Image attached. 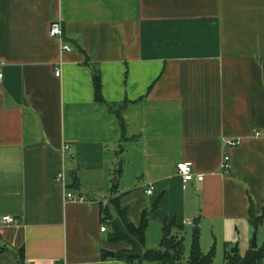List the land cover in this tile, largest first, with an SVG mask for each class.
<instances>
[{
	"label": "crops",
	"instance_id": "crops-1",
	"mask_svg": "<svg viewBox=\"0 0 264 264\" xmlns=\"http://www.w3.org/2000/svg\"><path fill=\"white\" fill-rule=\"evenodd\" d=\"M0 71V264H128L102 258L132 251L117 205L143 251L172 223L225 262L256 232L264 264V0H0Z\"/></svg>",
	"mask_w": 264,
	"mask_h": 264
},
{
	"label": "trees",
	"instance_id": "trees-1",
	"mask_svg": "<svg viewBox=\"0 0 264 264\" xmlns=\"http://www.w3.org/2000/svg\"><path fill=\"white\" fill-rule=\"evenodd\" d=\"M92 84L94 86V99L98 103H102L106 105L109 109L113 107V105L106 104L104 98H102L101 90H102V84H100V76L99 74L93 76ZM128 103V102H127ZM127 103H123L121 107L117 108V118L120 127L123 128V122L121 118V112ZM124 129V128H123ZM121 173L119 170L116 176H118ZM116 189L115 183H113V190ZM117 205V204H116ZM118 208V217L124 227L126 229L128 235L130 237H133L138 244L141 245V247L145 248V245L143 243L144 233L146 231V224L147 220L145 218V214H143L142 219L140 221V224L135 227L132 224L129 223L128 217L126 215L127 209L126 208ZM112 229L114 230V235L110 237L111 242H117L118 240H125L129 244H131L127 237L118 229H116L114 223L112 220H110ZM163 235L161 239V245L158 249L153 250H147L143 251V255L141 258H134L130 257L129 255L134 251L135 247L134 244H131L132 251L131 252H118L115 255L116 259L123 260L124 262L128 264H147L153 263V264H181V261L183 259V253H184V242L183 237L178 235L179 228L176 227L174 224H164L163 225ZM193 238H192V245L191 249L188 255V263L187 264H212L214 259V252L213 250H210L206 255H203L201 253L200 247H199V233L198 229L196 228L193 232ZM19 256L22 258V253L19 252ZM263 260V254L262 249H249L248 252L245 253L244 257H241L237 253L235 255L233 254H227L225 258L224 264H262Z\"/></svg>",
	"mask_w": 264,
	"mask_h": 264
},
{
	"label": "built area",
	"instance_id": "built-area-1",
	"mask_svg": "<svg viewBox=\"0 0 264 264\" xmlns=\"http://www.w3.org/2000/svg\"><path fill=\"white\" fill-rule=\"evenodd\" d=\"M49 27H50L49 32H48L49 40L60 41L62 39V34H63L61 23L58 22V21H54V22L51 23V25ZM62 50L64 52L69 51L70 47L68 45L63 46ZM56 76H59V72H56ZM2 77H3V74L0 71V81L2 80ZM253 137L259 138V139L260 138L264 139V132H261V131L260 132H255L253 134ZM238 144H239V141H231V142L227 143V145L229 147L236 146ZM64 153L65 154H70V149L68 147H65L64 148ZM228 162H229V157L224 155L222 163H221V167L225 171H227L229 169ZM176 169H177V174L179 175V177L182 180V183H184V184H188L189 181H193V180H196L197 182H202L203 181L204 175L195 173L194 169L192 168V166L190 164H186V163H182V162L178 163V164H176ZM56 181L58 183H61L63 181V175L59 174L56 177ZM150 193H151V190H148L147 194H150ZM66 198H67V200H69L71 202L72 201H77V202H82L83 201L82 198H77V197H75V196H73L71 194H67ZM1 219H2V223L4 225H7V226H13L14 224L17 223L16 219H13V218L8 217V216L2 217ZM100 230H101V232L102 231L104 232L105 231V226L103 225Z\"/></svg>",
	"mask_w": 264,
	"mask_h": 264
},
{
	"label": "water",
	"instance_id": "water-1",
	"mask_svg": "<svg viewBox=\"0 0 264 264\" xmlns=\"http://www.w3.org/2000/svg\"><path fill=\"white\" fill-rule=\"evenodd\" d=\"M116 229L120 230L128 239V241L131 244H134V251L132 252V254H130V257H134V258H141L143 255V248L141 247L140 244H138V242L133 238L130 237L126 231V229H124L121 221L119 218H116L113 221ZM252 242H251V249H256L257 248V239H256V232L253 233L252 238H251ZM230 253L235 255L236 253H238V245L236 244L235 247L233 249L230 250ZM115 257V253L105 250L103 249L102 251V258H114ZM21 264H24V262H22L20 260Z\"/></svg>",
	"mask_w": 264,
	"mask_h": 264
},
{
	"label": "rangeland",
	"instance_id": "rangeland-1",
	"mask_svg": "<svg viewBox=\"0 0 264 264\" xmlns=\"http://www.w3.org/2000/svg\"><path fill=\"white\" fill-rule=\"evenodd\" d=\"M256 239H257V236H256ZM251 240V238H250ZM251 242L252 240L250 241V244L248 245V248L251 246ZM262 241L260 238L257 239V246H262ZM189 243L188 242H184V253H183V259L181 261V264H187L188 263V254H189ZM240 251L243 252V250L245 249L244 246L241 244V247H239ZM230 251V250H229ZM147 264H150L149 262H147ZM212 264H224V258L223 257H220L219 259L216 258V256L214 257L213 259V263Z\"/></svg>",
	"mask_w": 264,
	"mask_h": 264
}]
</instances>
